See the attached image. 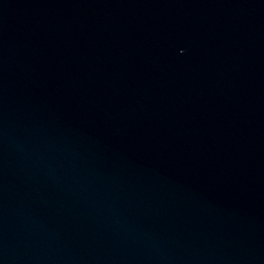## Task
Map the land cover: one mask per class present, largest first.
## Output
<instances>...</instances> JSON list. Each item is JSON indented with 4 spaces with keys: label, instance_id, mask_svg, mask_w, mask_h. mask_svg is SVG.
<instances>
[{
    "label": "water",
    "instance_id": "obj_1",
    "mask_svg": "<svg viewBox=\"0 0 264 264\" xmlns=\"http://www.w3.org/2000/svg\"><path fill=\"white\" fill-rule=\"evenodd\" d=\"M0 264H264V0H0Z\"/></svg>",
    "mask_w": 264,
    "mask_h": 264
}]
</instances>
